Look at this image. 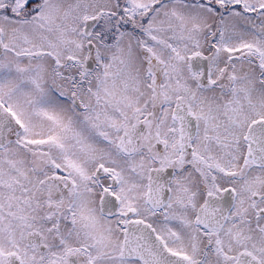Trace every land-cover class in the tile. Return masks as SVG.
Segmentation results:
<instances>
[{"label":"snow or ice","instance_id":"1","mask_svg":"<svg viewBox=\"0 0 264 264\" xmlns=\"http://www.w3.org/2000/svg\"><path fill=\"white\" fill-rule=\"evenodd\" d=\"M0 264H264V0H0Z\"/></svg>","mask_w":264,"mask_h":264}]
</instances>
